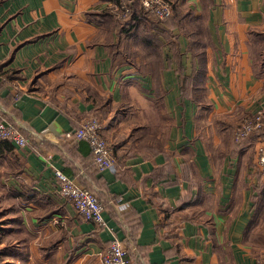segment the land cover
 <instances>
[{
	"label": "crops",
	"instance_id": "0c3cea01",
	"mask_svg": "<svg viewBox=\"0 0 264 264\" xmlns=\"http://www.w3.org/2000/svg\"><path fill=\"white\" fill-rule=\"evenodd\" d=\"M174 1L190 30L184 16L201 17L202 60L179 26L121 32L99 14L112 0H0V118L28 138L0 140V264H102L114 236L133 264H264V136L236 146L210 122L264 109L250 35L264 0ZM93 116L112 149L104 170L68 135ZM55 168L98 196L106 225L60 195Z\"/></svg>",
	"mask_w": 264,
	"mask_h": 264
},
{
	"label": "built area",
	"instance_id": "2783aa9c",
	"mask_svg": "<svg viewBox=\"0 0 264 264\" xmlns=\"http://www.w3.org/2000/svg\"><path fill=\"white\" fill-rule=\"evenodd\" d=\"M143 8L163 21L173 14V3L171 0H139ZM121 10L118 12V10ZM110 10L118 12L120 19H125L129 13L126 0L119 4H111ZM101 122L98 117L93 116L85 120L73 133L78 141H86L94 154V158L101 170L113 166L112 149L109 142L102 135ZM264 131V109H258L252 116L244 118L235 129V139L242 141L252 133ZM0 140L10 141L18 149H23L28 144L27 136L14 124L0 118ZM264 172V148L261 150L260 163ZM54 176L57 187L62 197L70 201L78 214L87 221L95 222L101 226L106 225L104 219V206L98 196L86 187H83L62 170L55 168ZM102 264H131L129 250L123 241L114 236L102 259Z\"/></svg>",
	"mask_w": 264,
	"mask_h": 264
},
{
	"label": "trees",
	"instance_id": "16d2710c",
	"mask_svg": "<svg viewBox=\"0 0 264 264\" xmlns=\"http://www.w3.org/2000/svg\"><path fill=\"white\" fill-rule=\"evenodd\" d=\"M126 1H127V5L129 6V13L125 19H120L118 17V12L121 11L120 9L118 10L117 13L111 14L107 10L105 12H100L99 14L103 15V17L108 16L112 21H114V23H116L119 26L120 31L127 35H133L135 32L136 34L140 32V33H146L149 39H153L154 34L151 35L152 34L151 29L154 25L158 26L160 20L150 12L146 11L139 0H126ZM171 1L173 3V14L165 21V23L167 24V26H173V25L179 26L182 29V31H184L190 37L194 35L193 40L190 42L189 50L192 52L197 50L198 51L197 55L199 56V59L202 60L201 55H203V51L201 50L206 45V40H207V36L203 25L195 21L194 18H192L190 15L184 16V18L190 17V22L192 23H194L195 21L194 25H190L191 30L187 32V30L184 27V23L181 20V17L178 15L177 11L174 10L175 2L173 0ZM120 2L121 0H112L113 4L116 3L119 4ZM164 34L168 35L169 37L175 36V34L173 32H170L169 29L167 30L165 29ZM250 35L257 42V45H255L254 48L259 46L258 52H255V50L253 49L255 53V59L258 60L260 66H264V29H253L250 31ZM260 48L261 51L259 52ZM204 71H205V66L202 63L200 66V72L202 73ZM200 98H204V97H200ZM194 99L197 100V103L201 102L197 98V96H195ZM203 103L204 104H202V106L208 107L206 102ZM260 134L264 135V131L256 132V135H260ZM2 141L8 143L7 140H2ZM91 155L95 162L94 154L92 151H91ZM131 264H133L132 260H131Z\"/></svg>",
	"mask_w": 264,
	"mask_h": 264
},
{
	"label": "rangeland",
	"instance_id": "374dc122",
	"mask_svg": "<svg viewBox=\"0 0 264 264\" xmlns=\"http://www.w3.org/2000/svg\"><path fill=\"white\" fill-rule=\"evenodd\" d=\"M174 1V0H173ZM175 2V1H174ZM176 3V2H175ZM113 4V3H112ZM117 4V3H116ZM109 11V13H114V12H112V11H110V7H109V9H104V10H101L102 12H105V11ZM192 11V10H191ZM190 11V12H191ZM190 16L192 17V18H194V20L196 19V21L197 22H200L201 21V17H198L199 15H194V14H192V13H190ZM188 19V18H187ZM167 20V19H166ZM166 20H163V21H159V23H158V25H163L164 23H165V21ZM183 21V23H184V21H185V19H183L182 20ZM184 27L186 28V30H190V28H189V26L187 25V24H184ZM263 28H264V26H263ZM188 32V31H187ZM254 40V39H253ZM255 41V40H254ZM259 47V46H258ZM258 47H255L254 48V50H255V52H258ZM261 51V48L259 49V52ZM254 52V51H253ZM210 99V98H209ZM211 108V109H210ZM202 110H203V112L206 114L207 112H212V110H214V106H213V104L212 103H209L208 104V107L207 108H205L204 106H203V108H201ZM230 114H231V116L233 117V120H230L231 119V116H230ZM238 114V112L237 111H233V112H231V113H229V114H226V113H220V112H215L214 114H213V116H212V119H211V121L210 122H212V123H215L216 125L218 124L220 127H222V128H224V129H226V131H227V134L228 135H230L231 137H232V140L234 141V143H235V145H236V143L237 144H240V143H242V141L244 140H242V141H240V142H237L236 141V139H235V135H234V133H235V129H236V127L239 125V123L244 119V118H246V117H250V116H252V114H253V112L251 113V112H246V113H244L243 114V116H241V113L239 114V115H237ZM208 115H209V113H208ZM205 120H206V122H207V118H206V116H205ZM230 120V121H229ZM220 123H223V124H225L229 129H227L224 125H222V124H220ZM218 127V126H217ZM222 133V135H223V131H218V133L217 134H221ZM221 135V136H222ZM253 135H256V133H252L250 136H248V137H251V136H253ZM259 136H264V135H262V134H260ZM247 138V137H246ZM224 142H225V139H224ZM227 144L226 145H228V148H229V150L231 151V149H232V151H234L237 147V145L235 146L234 144H231L230 142H226ZM263 145V144H262ZM255 157H256V155H255ZM257 165V164H256ZM257 173H259V170L257 169ZM262 174H264V172L262 171ZM263 199V198H262ZM260 212L261 213H263L262 212V208H261V210H260ZM258 219L259 220H261L262 221V223L261 224H258L257 225V228H258V226H259V229L261 230V229H264V216L263 215H258ZM264 231V230H263ZM261 237H262V232H259V233H257V238L259 239V240H261ZM263 241L264 240H261L260 242L261 243H263ZM259 257H260V260L262 261V263H264V250H261L260 251V253H259V255H258Z\"/></svg>",
	"mask_w": 264,
	"mask_h": 264
}]
</instances>
